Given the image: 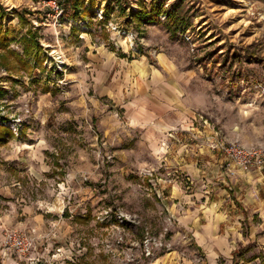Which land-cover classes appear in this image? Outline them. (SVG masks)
Here are the masks:
<instances>
[{
  "label": "rangeland",
  "instance_id": "1",
  "mask_svg": "<svg viewBox=\"0 0 264 264\" xmlns=\"http://www.w3.org/2000/svg\"><path fill=\"white\" fill-rule=\"evenodd\" d=\"M72 1L0 0V264L203 261L160 187L169 141L264 148V0ZM248 213L235 264H264V213Z\"/></svg>",
  "mask_w": 264,
  "mask_h": 264
},
{
  "label": "crops",
  "instance_id": "2",
  "mask_svg": "<svg viewBox=\"0 0 264 264\" xmlns=\"http://www.w3.org/2000/svg\"><path fill=\"white\" fill-rule=\"evenodd\" d=\"M193 133H177V138L170 139L169 155L173 167L169 172L175 177L162 178L160 187L165 198L173 203L179 199L174 205L190 210V214L181 216L180 220L191 229L197 252L204 257L203 261L196 259L191 264H220L221 259L230 261L233 253L244 246L242 244L251 229L248 211L253 213V220L264 213V167L251 172L240 170L235 178H228L223 169L226 154L211 148L205 141L199 147L191 137ZM156 147L166 157L168 150ZM203 153L210 156V165L198 167ZM180 178L185 181V194L182 193ZM220 185L233 193L223 199L215 198ZM242 220L246 224L245 231L241 228Z\"/></svg>",
  "mask_w": 264,
  "mask_h": 264
},
{
  "label": "built area",
  "instance_id": "3",
  "mask_svg": "<svg viewBox=\"0 0 264 264\" xmlns=\"http://www.w3.org/2000/svg\"><path fill=\"white\" fill-rule=\"evenodd\" d=\"M55 2V1H54ZM218 135V134H217ZM213 149L222 150L227 158L223 165V169L228 178H235L239 171L251 172L254 169H262L264 167V148L255 146H245L239 143H226L223 139L213 138L208 141ZM14 241V245L22 254L29 251V241L15 233L7 235Z\"/></svg>",
  "mask_w": 264,
  "mask_h": 264
},
{
  "label": "trees",
  "instance_id": "4",
  "mask_svg": "<svg viewBox=\"0 0 264 264\" xmlns=\"http://www.w3.org/2000/svg\"><path fill=\"white\" fill-rule=\"evenodd\" d=\"M71 1V0H69ZM79 2L80 0H73L72 3L75 5V8L77 10H79ZM162 4H158V6L154 7L153 10L151 12H155L154 13V17H149V13L147 12V10L145 8L138 10L137 12L132 11L131 13L136 16L137 18L141 19L142 21H144L145 23H149L152 21V19H155L158 15L161 14L162 12ZM1 11H4V7H1ZM167 17H169L170 21L173 23V25H175V30H178L180 28H183V30L186 29L185 26V22L183 17H181L179 14H177L176 12H168L167 13ZM6 129L3 125L0 124V136H2L4 134V132H6ZM248 247H240L238 248L234 253H233V263L235 264L238 256H241L243 251L246 250ZM241 264H247L245 261Z\"/></svg>",
  "mask_w": 264,
  "mask_h": 264
}]
</instances>
